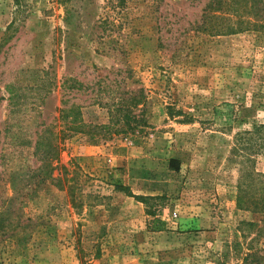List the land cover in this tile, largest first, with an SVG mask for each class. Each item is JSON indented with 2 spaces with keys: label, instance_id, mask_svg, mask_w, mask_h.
I'll return each instance as SVG.
<instances>
[{
  "label": "rangeland",
  "instance_id": "rangeland-1",
  "mask_svg": "<svg viewBox=\"0 0 264 264\" xmlns=\"http://www.w3.org/2000/svg\"><path fill=\"white\" fill-rule=\"evenodd\" d=\"M215 1L0 0V264H264V209L236 203L264 139L234 150L264 131V33L210 34L253 19ZM71 106L90 127L64 137Z\"/></svg>",
  "mask_w": 264,
  "mask_h": 264
},
{
  "label": "trees",
  "instance_id": "trees-1",
  "mask_svg": "<svg viewBox=\"0 0 264 264\" xmlns=\"http://www.w3.org/2000/svg\"><path fill=\"white\" fill-rule=\"evenodd\" d=\"M246 2H251V12L253 19L252 22L248 21L246 18H238L235 23L227 25V26H211L207 28V31H209L212 35H220L225 32H231V31H254L257 33H264V0H218L213 3H211L208 7L207 17L211 18L213 20H216L218 16L214 15L215 13L219 11H223V8H229L231 7L233 11L225 10L228 12H233L231 14H234L238 16V13L235 12L236 8H233L232 5H238L243 6L246 5ZM222 4V6H221ZM254 6V8H253ZM141 100H135L132 102V106H136L139 104ZM76 111V112H75ZM73 115V120L68 122V128L66 131L69 133L64 134V137H70L74 134H80L84 133V129L87 127H90L82 122L81 119H76V115H79L78 110H75V107L71 106L69 108H63L60 110L59 118L61 120H66L68 117H71ZM125 124L122 125L124 127ZM127 126H130V122L127 123ZM111 126H92L93 129H98L100 131L107 130ZM263 128V127H261ZM261 128H255L252 131H246L242 134H239V136L236 138V145L234 150H249L250 148L254 150V147L258 146L260 142L264 139V131H261ZM103 138H98V136L91 134L89 136V141L93 144L98 143L100 139H104V134L102 136ZM63 138V137H62ZM110 137L104 139V142L110 141ZM50 142V143H49ZM46 146H49L50 150H35L34 155L39 157L41 161V168H39V173H44L45 177H47V171L50 172L53 170L52 168V162H56L59 158V144L57 142V137L53 136L52 140L49 141ZM49 144V145H48ZM66 173V168L61 167ZM49 175V173H48ZM249 172L245 171L244 169L241 170L240 178L238 180L237 187L239 188L238 196L236 198V203L238 206L250 210L252 212H259L264 209V175H256L254 178H250ZM55 181L57 183H62L63 185L66 184L65 179H59L56 178ZM113 186L118 189L120 186L117 181L113 182ZM70 186L68 189L70 190ZM71 197H74L73 191L70 190ZM4 207V206H3ZM2 207V208H3ZM6 209V208H4ZM8 216V217H7ZM7 218H9V214L7 210H2L0 212V226L3 225L4 222H6ZM157 221H155L156 223ZM3 229V227H2ZM156 231H160L161 229L157 227L155 229Z\"/></svg>",
  "mask_w": 264,
  "mask_h": 264
}]
</instances>
